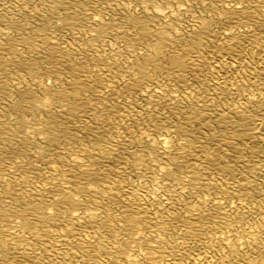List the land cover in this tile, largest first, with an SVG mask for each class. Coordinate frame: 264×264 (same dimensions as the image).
<instances>
[{"label": "bare ground", "instance_id": "6f19581e", "mask_svg": "<svg viewBox=\"0 0 264 264\" xmlns=\"http://www.w3.org/2000/svg\"><path fill=\"white\" fill-rule=\"evenodd\" d=\"M0 264H264V0H0Z\"/></svg>", "mask_w": 264, "mask_h": 264}]
</instances>
